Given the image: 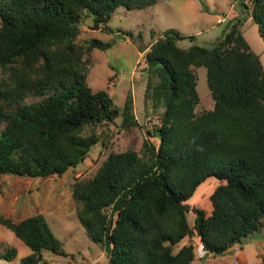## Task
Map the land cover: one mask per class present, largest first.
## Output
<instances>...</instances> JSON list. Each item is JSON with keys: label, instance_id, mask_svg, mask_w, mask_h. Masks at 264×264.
Returning a JSON list of instances; mask_svg holds the SVG:
<instances>
[{"label": "trees", "instance_id": "16d2710c", "mask_svg": "<svg viewBox=\"0 0 264 264\" xmlns=\"http://www.w3.org/2000/svg\"><path fill=\"white\" fill-rule=\"evenodd\" d=\"M162 1L0 0V175L62 178L99 142L110 148L105 127L121 111L88 85L85 69L94 50L113 44L81 40L82 24L114 33L118 9ZM242 5L214 47L182 48L195 37L168 29L142 50L161 125L140 151H111L94 177L75 179L78 220L109 264H192V244L174 253L187 237L222 257L264 233V64L242 32L250 21L264 41V0ZM201 67L214 108L198 113ZM122 116L121 131L141 127L132 95ZM0 225L30 248L21 264H39L44 251L68 256L42 214L0 216ZM6 248L0 258L13 261L17 250Z\"/></svg>", "mask_w": 264, "mask_h": 264}, {"label": "rangeland", "instance_id": "374dc122", "mask_svg": "<svg viewBox=\"0 0 264 264\" xmlns=\"http://www.w3.org/2000/svg\"><path fill=\"white\" fill-rule=\"evenodd\" d=\"M243 3L250 4L251 0H163L143 11L118 9L109 22L110 28L116 31L114 33L102 30L99 25L97 28V24H91L89 20L82 24L81 40L98 39L113 44L106 51L96 49L91 53V63L85 69V75L94 91L104 90L110 94L121 115L115 125L105 127L110 148L103 149L99 142L78 168L70 170L62 178L0 175V216L22 220L42 214L68 254L64 257L44 251L39 264H109L103 248L91 240L78 220L72 189L75 179L94 177L111 151H140L144 141L151 137L149 132L161 125L163 109L155 105L152 98L147 99L151 78L146 69V53L142 50L154 44L168 29L195 37L193 42L191 39L180 41L182 48L187 49L193 44L214 47L229 24L238 15V18L245 15ZM118 31L133 33L137 37L136 42L122 38V32ZM242 32L252 49L261 54L264 64V41L257 25L245 21ZM195 72L201 100L196 111L212 110L214 101L208 88L207 70L201 67ZM129 95L133 97L134 111L141 127L126 132L121 131L118 125L122 123ZM151 140L155 141L153 138ZM189 220L193 221L194 217L189 216ZM190 244L196 252L192 264H264V233L235 246L222 257L206 254L197 236L185 238L175 247L174 253ZM6 247L16 249L17 257L10 262L0 258V264H21L22 259L31 254L23 241L0 225V254L6 252Z\"/></svg>", "mask_w": 264, "mask_h": 264}, {"label": "crops", "instance_id": "0c3cea01", "mask_svg": "<svg viewBox=\"0 0 264 264\" xmlns=\"http://www.w3.org/2000/svg\"><path fill=\"white\" fill-rule=\"evenodd\" d=\"M257 54H259V53H257ZM260 56H261V54H259ZM262 58V57H261Z\"/></svg>", "mask_w": 264, "mask_h": 264}, {"label": "water", "instance_id": "95a60500", "mask_svg": "<svg viewBox=\"0 0 264 264\" xmlns=\"http://www.w3.org/2000/svg\"><path fill=\"white\" fill-rule=\"evenodd\" d=\"M96 27L98 28V25H96Z\"/></svg>", "mask_w": 264, "mask_h": 264}]
</instances>
